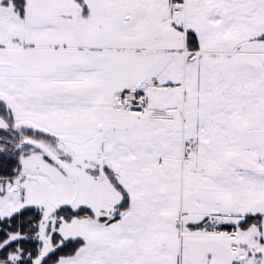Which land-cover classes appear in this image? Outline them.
<instances>
[{"label":"snow or ice","instance_id":"obj_1","mask_svg":"<svg viewBox=\"0 0 264 264\" xmlns=\"http://www.w3.org/2000/svg\"><path fill=\"white\" fill-rule=\"evenodd\" d=\"M0 264H264V0H0Z\"/></svg>","mask_w":264,"mask_h":264}]
</instances>
